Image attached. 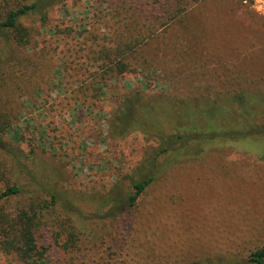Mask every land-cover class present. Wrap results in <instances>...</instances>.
Wrapping results in <instances>:
<instances>
[{"label": "rangeland", "instance_id": "obj_1", "mask_svg": "<svg viewBox=\"0 0 264 264\" xmlns=\"http://www.w3.org/2000/svg\"><path fill=\"white\" fill-rule=\"evenodd\" d=\"M23 1L0 0V14ZM169 3L171 12L181 10L180 21L142 47L154 66L139 64L137 56L138 63L128 59L129 71L105 74L101 82L92 50L114 45L122 19L133 22L137 4L149 10L148 19L163 16L168 23L165 3L63 0L42 25L36 15L24 19L30 47L0 42L6 65L0 157L13 160L7 178L18 176L22 188L0 205L9 213L27 207L37 190L33 177L45 195L56 193L36 233L45 264H216L264 246V159L257 144H216L200 157L170 163L164 154L160 176L134 205L126 199L157 142L140 130L115 133L124 95H164L161 102L183 96L187 85L264 84V10L251 0ZM0 264L21 262L0 250Z\"/></svg>", "mask_w": 264, "mask_h": 264}, {"label": "trees", "instance_id": "obj_2", "mask_svg": "<svg viewBox=\"0 0 264 264\" xmlns=\"http://www.w3.org/2000/svg\"><path fill=\"white\" fill-rule=\"evenodd\" d=\"M62 1L24 0L9 8L0 14V42L17 48L30 47L32 29L24 19L36 15L42 25L50 8ZM170 1L155 0L156 3H165L164 13L168 23H161L163 16L148 19L151 15L149 10L144 4H137L132 10L137 11L133 22L126 21L128 17L122 19L114 36V45L92 50L91 58L100 66L99 82L106 79L105 74L129 71L128 59L138 63L137 56L141 58L139 64L154 66L152 58L144 54L142 47L158 31L170 26L169 23L180 21L181 10L171 12V4H167ZM153 6L154 2H151L150 7ZM4 67L6 65L0 62V69ZM263 85L233 84L228 88L210 82L196 87L187 85L183 96L174 94L161 102L156 101L164 95L145 97L140 91L124 95L116 109V119L120 125L116 123L113 126L115 133L122 134L129 129L140 130L157 142L140 162L143 166L131 182V191L126 197L128 204H135L142 192L160 176L165 165L182 158L200 157L208 147L216 144H257L260 150L258 156L264 159ZM179 89L181 91L184 88ZM7 126L3 123L2 128ZM0 152L3 153V150L0 149ZM167 153H170V161L167 164L160 163L159 158ZM13 166L12 159L5 161L0 157V181H5L0 188V202L22 193L19 177L10 181ZM30 180L35 183L37 190L31 193L27 207L9 213L0 205V250L14 254L21 264H45L43 252L37 247L36 233L44 223L42 210L55 203L57 195L51 190L45 195L43 192L46 188L42 182L35 177ZM73 237L71 234L69 242ZM216 264H264V246L250 252L246 258L230 257L220 259Z\"/></svg>", "mask_w": 264, "mask_h": 264}, {"label": "built area", "instance_id": "obj_3", "mask_svg": "<svg viewBox=\"0 0 264 264\" xmlns=\"http://www.w3.org/2000/svg\"><path fill=\"white\" fill-rule=\"evenodd\" d=\"M251 1L254 3V6H259L262 10H264V1L262 3H256V2H259L261 0H251Z\"/></svg>", "mask_w": 264, "mask_h": 264}]
</instances>
